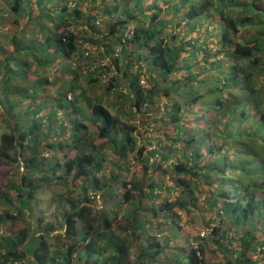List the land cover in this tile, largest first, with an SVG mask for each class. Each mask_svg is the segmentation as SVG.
<instances>
[{
  "label": "trees",
  "instance_id": "obj_1",
  "mask_svg": "<svg viewBox=\"0 0 264 264\" xmlns=\"http://www.w3.org/2000/svg\"><path fill=\"white\" fill-rule=\"evenodd\" d=\"M86 1L96 10L87 17L81 10ZM100 5L109 14L102 16L107 24L103 35L96 28L101 24ZM77 24H91L93 31H86L88 37L79 36ZM115 43L121 49L112 61L129 80L130 93H121L130 99L129 110L142 112L147 105L164 104L160 118L152 120L164 125V137L154 149H148L151 137L139 144L142 138L137 135L139 128L151 123L149 117L122 121L101 96L79 89L76 78L81 61L87 62L81 67L89 83L100 84L106 93L118 85L117 76L108 77L111 68L99 59L115 53ZM93 46L97 53L91 52ZM29 54L31 58L25 60ZM10 59L28 70L23 85L9 75L13 70ZM60 61H67L72 77L56 94H47L52 83L39 73ZM122 61L123 68L119 66ZM131 68L136 69L134 74ZM143 73L150 87L140 83ZM1 75L0 113L16 122L9 133L1 135L0 161L23 163L27 171L8 185L17 191L16 205L9 192L1 196L11 207L0 212V264H133L134 243L138 245L135 264H166L161 255L170 237L161 243L158 238L164 223L157 225L154 219L163 212L167 218L176 214L180 221L179 210L196 206L199 195L230 222L227 230L221 228L222 221L212 231L211 240L225 253L224 264L264 263L260 248L264 245V0H0ZM14 91L18 100L13 98ZM71 92H75L74 99L68 98ZM27 98L30 107L38 102L35 108H17L18 101ZM199 111L203 115L197 116ZM59 113L68 118L77 115L72 132L67 133L63 121L51 125ZM192 115L194 122L205 119V126L188 123L186 118ZM46 119L49 124L41 130ZM59 137L67 139L66 144ZM108 142L124 163L146 157L141 160L145 171L151 158L155 171L166 169L170 162L169 174L175 176V188L184 195L158 203L162 183L151 181L145 191L138 180L133 189L123 181V200L131 208L122 216L110 209L112 197L118 196L112 185L101 208L94 206L92 197L106 188L99 186L107 180L103 176L100 180L98 173L107 156L101 147ZM180 142L183 146L179 147ZM58 148L69 150L58 161L44 153ZM175 153L179 158L171 161ZM70 179L74 185L82 182L83 194L66 195L68 207L58 225L46 220L48 210L40 208L39 192L52 186L50 203L58 209L63 195L53 186ZM144 195L152 207L135 203L139 198L142 202ZM147 209L153 212L142 222ZM33 213L38 215L31 227L26 217ZM143 223L148 226L144 232ZM153 231H160V236ZM32 236L34 245L30 244ZM50 236L57 241H50ZM235 239L240 240V250L234 248ZM198 246L188 254V264L205 263L206 245L199 242ZM176 264L182 260L176 258Z\"/></svg>",
  "mask_w": 264,
  "mask_h": 264
},
{
  "label": "rangeland",
  "instance_id": "obj_2",
  "mask_svg": "<svg viewBox=\"0 0 264 264\" xmlns=\"http://www.w3.org/2000/svg\"><path fill=\"white\" fill-rule=\"evenodd\" d=\"M252 0H249V2H251ZM134 2V1H133ZM88 2L86 1L85 3H82L81 7H82V15L87 17L89 14H93L94 12H96L95 9H93L90 6H88L87 4ZM99 10L102 11L101 16H100V20H101V24H97V31H99L100 34H104L107 31V24L104 21V19L102 18L105 17L106 15H109L107 12H104V9L101 8V5L98 7ZM97 9V10H98ZM6 13V11H4ZM2 22H7V19H2ZM133 26V25H132ZM76 31H78L79 36H89V33H87L86 31H93V29L91 28V24H87V25H82V24H77L76 27H74ZM88 29V30H87ZM82 42V39H81ZM8 48V46H6ZM83 47L84 44H83ZM114 49H116L115 53L112 54H106V56L100 57L99 59L101 60V62L106 65L107 67L111 68V71L108 75V77H112V76H117L116 79H118V85L113 88L111 90V92H104V89L102 88V86L100 84H91L87 81L86 76L88 75L87 73L85 74V70H83L82 67L85 68V66H87V62L85 61H81L80 65L78 67V78H76L78 80V86L80 89V86L82 88H84L87 93L92 96H101L103 100H105V102H107L108 107H110V109L112 110V112L118 116V118H120V120L122 121H126V122H139V120L144 117L147 118L149 117V121L151 122L146 123L147 125H145L144 127L139 128V130H137V135L138 137L142 140H139V144H142L143 142L146 143L147 139L146 136L151 137V141L149 143H147L148 145V149H154V147L157 146L158 144V140L162 137H164V133H163V127L164 125L162 124L161 121L159 122H153L152 120L154 119H159L161 114L164 112V108L163 105L164 104H153V105H147L145 106L146 109H143L142 112H136L135 108L133 110V112H131L129 110L130 108V99L124 96H121V93H124L125 95L130 93L129 87H128V81L123 78L122 73H119L117 68H116V64L112 61V55L114 57H116L117 53L120 52L121 49V45L118 43L113 44ZM97 47L93 46L91 47V52L93 51V53H97L98 50H96ZM102 48L105 49V46L102 45ZM43 53V52H42ZM41 55V54H40ZM39 55V56H40ZM97 57V55H95ZM113 57V58H114ZM31 58V54H29L25 60H29ZM40 58V57H39ZM46 59L48 60L47 56L43 57V60ZM97 60V59H96ZM68 61V60H67ZM67 61H60L57 64L51 65L49 67H46L44 70L39 73L40 76H45L48 77L52 83V85H50L49 91L47 94L51 93V95H54L57 93V91H59L60 89H63V85L66 83L67 81L72 77V73H70L68 71V66L67 65ZM10 65L12 66L13 70H9V75L11 76V78L20 81L19 84H24V82L21 83V80L24 78H26V72L28 71L26 68H24L23 66H20L18 63L15 64L14 59H10L9 60ZM64 63V64H63ZM146 61L143 62L144 68H146ZM62 64V66H61ZM71 64H73L74 66V62L71 61ZM78 66V65H77ZM120 67H124L125 64L122 61L119 64ZM3 68V66H1V69ZM132 73L134 74L135 72V68L132 69ZM32 72V71H30ZM119 73V74H118ZM146 73H143V75L141 76V84L146 85L147 87H150V83L147 82L146 80ZM75 77V76H74ZM0 78H2V75L0 76ZM105 78V76H104ZM107 79V78H106ZM25 81V80H24ZM16 82V83H17ZM80 82V83H79ZM26 83V81H25ZM11 84V83H10ZM2 85V83L0 84V86ZM68 86V85H67ZM10 88V85L8 86ZM15 91H21L19 90V88L15 89ZM15 91L13 92V98L18 100V97L15 93ZM12 93V94H13ZM79 93V92H78ZM75 97V92H71L69 93L68 98H72L74 99ZM157 98V97H156ZM110 103H113L110 104ZM18 107L20 108L21 105H24V108L22 111H24L25 109L29 110V109H34L35 106L38 104V102L35 103L34 106H31V99L27 98V99H23V101H18ZM50 104V103H49ZM51 105V104H50ZM1 107V104H0ZM44 107V105H43ZM41 108V107H40ZM50 110V108H48ZM46 110V108H44V111ZM146 111V112H144ZM144 112V113H143ZM2 113V112H1ZM0 113V138L1 135L3 133H9L11 131V126L13 125L12 123H15L16 120L13 119V117H11V115L7 116L6 114L2 115ZM47 113V112H45ZM210 115L213 116L212 112H209ZM49 112H48V116H49ZM203 115L202 111H199L197 113V116H201ZM46 116V115H45ZM60 118L54 120L52 122L51 125H55V124H60L65 123L66 124V131L67 133H70L73 131L72 126L74 125V120H76L77 115L73 114L71 116V118H68L65 116V114L62 116L61 113H59ZM195 116H191V117H187L186 119H188V123H194V124H198V128L205 126L206 124V120H198L197 122H194ZM167 119V117H166ZM15 121V122H14ZM148 122V121H147ZM141 123V122H140ZM49 124V121H47L44 123L43 129L41 130H46V125ZM87 124L89 125V127H91L92 129H95V126L92 125L90 122H87ZM142 124V123H141ZM140 124V125H141ZM188 130L191 129V133L195 134L196 133V129L191 128L190 126H187ZM37 133L40 135V138H44V135L42 134V132L38 129ZM61 133V132H60ZM94 135V134H93ZM163 135V136H162ZM118 137H120V135H118ZM61 141H64L63 143L66 144L67 139H64L62 137ZM66 138V137H65ZM54 139V137L50 136V141H52ZM98 141L100 142L101 139H98ZM45 142V140H44ZM105 144V143H104ZM164 144V143H163ZM161 144V145H163ZM103 145V144H102ZM160 146V145H159ZM183 146V143L180 142L179 143V147ZM110 148V150H108ZM111 145L108 143H106L105 145H103L101 147V151L106 153V162L104 164V166L102 167V171L98 173L99 179L101 180L100 176H103L105 178V180H107V183H103L102 181L99 182V186L100 187H106L104 189V193L103 192H98V194L96 195V197H92V204L94 206H96L97 208H101L102 204H104L103 200H104V195L109 193V189L113 188V191L116 190L118 191V196L116 197H112L113 198V204H111V211H118L119 215L122 216L123 213L127 210L130 209L131 206H129V204L123 200V193L125 191L124 185H123V181H126L128 183L127 188L129 189H133V183H135L136 180L139 181V183L142 182V186L143 189L145 191H148V189H150V187H148L149 182L154 181V182H160L163 184V189H162V196H160L158 198V203H160L162 201L163 198L168 199V200H174L176 198L181 197L182 195H184L183 192H181L178 189L175 188V176H173L172 174H169V171L172 169V166H167L169 163H167L164 167L166 169H162V170H157L155 171V169L152 168V161L154 160V158H151L150 161V165H149V170L145 171L144 169V165L142 164L141 160H144L146 157H143L141 159H130V163H124V160L118 158V156L116 154H114L113 150L111 149ZM46 152H44L45 154H47L49 157H51V155H53L54 160L58 161L62 158V155L66 154L67 152H69L68 148L65 149H52V151L50 149L45 150ZM74 151V150H73ZM73 153V152H72ZM179 158V154L175 153L174 156L172 157L171 161L173 160H177ZM163 170L168 173H164ZM26 169L23 166V163L17 164V163H8L6 161H0V212L5 211V209L10 208V204H6V202L4 201V199H2L1 196L5 197L6 192H9L10 195L13 197V204L16 205L17 201H16V197H17V191L14 189H11L8 187V185H10L12 183V181H19L20 180V175L19 173H26ZM82 182H76V184L74 185L72 179L69 180V182L67 184H59V185H54L53 189L59 190L60 193L63 195L62 196V202L60 203V206L58 207V209H56L54 207V203L51 205V199L49 198V196L52 195V186L48 189H44L42 190V188L40 189V194H39V199H40V208L48 210L45 211L46 213L44 215L47 216L48 221L54 220L56 221V223L58 225L61 224V215H63V209L67 208V198L66 195H71L73 197H80L83 194V187H82ZM158 192L160 193V190H158ZM54 193V192H53ZM56 194H58V192H55ZM93 193V195L95 196L94 191H90L89 194ZM134 193L137 194V189L134 190ZM81 194V195H80ZM198 195V193H196ZM199 201L197 202L196 206L191 205L189 209L187 210H179V212L181 213V218L180 221H178V218L176 216V214H174L173 216L167 218L166 216H164L163 212L159 213L158 217L154 219L155 223L161 224L160 227H164L161 229H164L163 232L160 231H155L157 234H162L158 239L161 241V243H163V241H167L166 239L169 238V242L170 245H168L169 247L166 248L165 252H163V254L161 255L162 260L164 259L166 264H176V258L181 259L182 260V264H188L189 260H188V254L192 251L193 248H195L196 244L202 243L203 245H206V261L204 264H224L225 260H224V254L221 250L220 247H217V243H215L213 240H211L213 237L212 231H213V227H219V224L224 221L225 223L221 225L222 229H226L227 230V226H229L230 222L224 217L223 219L219 216V208H214L211 209L210 206L205 203V201L203 200L202 195H199ZM15 198V199H14ZM117 198L120 200H117ZM140 198L138 199V201H136L135 203H137V205H140L141 207H147V205L150 204V202H148L146 195H144V200L142 202H139ZM220 204H222L220 202ZM151 207L153 206V204H150ZM221 209V207H220ZM148 212H143L141 217H140V221L142 222H146V220L148 219V216L151 214V212H153V210H148ZM37 213H33V215H29L26 217V221H28V223H30L31 227H33L32 225H35L36 223V217H37ZM143 227V232L147 230L148 226H146V224H141ZM147 227V228H146ZM58 231H61L60 229ZM202 231H206L207 235L203 238L205 239H200L201 236V232ZM232 232L233 235H235V230H229ZM139 232V231H138ZM152 232V231H151ZM153 231V234L155 233ZM57 233V232H55ZM54 233V234H55ZM53 235V234H52ZM259 235H261V232H259ZM156 236V234H155ZM216 238H219V235H214ZM157 237V236H156ZM198 237V238H197ZM30 244L34 245L35 244V238H33V236L30 238ZM199 239L201 241H199ZM50 241L52 242H56V238L51 237L50 236ZM240 240H234L235 242V250H240L241 249V245H239ZM199 247V246H198ZM137 248L138 245L136 243H134V245H132L131 247V259L133 261V264L136 263V255L138 254L137 252ZM180 249V250H179ZM184 249V250H183ZM29 255H31L32 253V249L28 251ZM173 253V254H172ZM107 254H110L109 251L107 252ZM200 256V254H198ZM175 259V260H174ZM32 260V259H31ZM160 263V261H159ZM264 264V263H262Z\"/></svg>",
  "mask_w": 264,
  "mask_h": 264
},
{
  "label": "built area",
  "instance_id": "obj_3",
  "mask_svg": "<svg viewBox=\"0 0 264 264\" xmlns=\"http://www.w3.org/2000/svg\"><path fill=\"white\" fill-rule=\"evenodd\" d=\"M131 33H132V32H131ZM200 234H201L202 237H205V236L207 235L206 231H202ZM260 248H261V249H264V245L261 246ZM195 249H198V244L195 245ZM198 254H200V253L198 252ZM255 257H256V256H255ZM15 264H16V263H15Z\"/></svg>",
  "mask_w": 264,
  "mask_h": 264
}]
</instances>
